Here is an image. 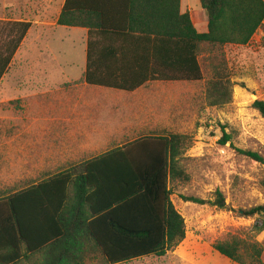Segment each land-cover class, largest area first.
Masks as SVG:
<instances>
[{"label":"rangeland","instance_id":"374dc122","mask_svg":"<svg viewBox=\"0 0 264 264\" xmlns=\"http://www.w3.org/2000/svg\"><path fill=\"white\" fill-rule=\"evenodd\" d=\"M60 3L0 0V67L23 30L18 23L31 24L0 80V188L42 180L47 170H59L51 165L87 148L102 154L154 133L179 135L184 147L177 165L189 179L170 188L185 219L186 239L164 257L124 264H236L213 248L232 237L264 248V231L256 229L264 216L242 215L264 206V165L240 152L264 157V119L253 107L264 101V27L245 47L208 54L202 81H157L130 94L87 83L68 86L85 71L89 36L55 25ZM182 9L193 11L196 20L204 17L196 27L208 32L200 0H183ZM214 81L231 94L230 102L212 104L208 87ZM217 192L228 209L183 200L214 202Z\"/></svg>","mask_w":264,"mask_h":264},{"label":"trees","instance_id":"16d2710c","mask_svg":"<svg viewBox=\"0 0 264 264\" xmlns=\"http://www.w3.org/2000/svg\"><path fill=\"white\" fill-rule=\"evenodd\" d=\"M181 2L65 0L57 24L87 29L89 36L86 72L68 86L87 83L133 92L148 82H200L208 54L245 47L264 27V0H200L207 33L198 32ZM20 26L0 80L31 24ZM210 85L213 105L230 102L221 81ZM253 107L264 119V101ZM183 147L179 135L148 136L37 185L0 191V264H124L166 256L186 239L185 219L170 188L180 178L189 179L177 165ZM240 152L264 165L259 153ZM183 200L228 209L221 192L214 202ZM242 215L264 216V206ZM256 229L264 231V222ZM213 248L236 264H264V248L257 242L232 237Z\"/></svg>","mask_w":264,"mask_h":264},{"label":"crops","instance_id":"0c3cea01","mask_svg":"<svg viewBox=\"0 0 264 264\" xmlns=\"http://www.w3.org/2000/svg\"><path fill=\"white\" fill-rule=\"evenodd\" d=\"M183 1V0H182ZM64 4H65V0H62V3H60L59 5H58V7H60V9H59V11H58V13H57V16H56V20H55V25H57V26H59L58 24H57V21H58V18H59V16H60V14H61V12H62V9H63V6H64ZM61 5V6H60ZM181 8H182V2H181ZM189 12L190 13V15H191V18H192V21H193V24H194V26L196 27V23L197 22H203L204 20H205V18L204 17H202L201 15H199V20H196L195 19V17H194V12L193 11H191V10H186V11H184L183 9H182V12ZM207 22H208V18H207ZM21 23H29V22H24V21H21ZM21 23H18V24H21ZM31 27V26H30ZM62 27V26H61ZM67 28V27H66ZM69 28V27H68ZM30 29V28H29ZM72 29H75V30H80V31H74V32H81L82 34L84 33V32H88V30L87 29H84V28H72ZM196 29L198 30V28L196 27ZM29 31V30H28ZM27 31V32H28ZM198 32H200L199 30H198ZM200 33H202V32H200ZM27 34V33H26ZM86 69H87V47H86V66H85V71L83 72V75L81 76V78L84 76V74H85V72H86ZM149 83H153V82H148L147 84H149ZM147 84H145V85H143V86H141L140 88H138L137 90H135V91H133V92H127V91H123V92H127V93H136L137 91H139L140 89H142L143 87H145V86H147ZM80 85H82V84H80ZM87 85H89V84H87ZM89 86H93V85H89ZM94 87H99V88H106V89H113V88H107V87H102V86H94ZM113 90H118V89H113ZM118 91H122V90H118ZM157 134V133H156ZM156 134L154 133V134H152V135H149V136H156ZM129 143V142H128ZM128 143H126V144H128ZM126 144H124V145H121V146H119V147H115V148H112V149H110V150H108V151H106V152H104V153H102V154H97V152L99 151V150H95V149H93V147H91V148H87V149H84V152H83V150L82 151H80V152H78V155H76L73 159H71L69 162L68 161H57V163L56 164H58L57 166L56 165H51L52 167H50V168H52V169H59L57 172H55V173H51V172H49L48 170L46 171V172H44L43 173V177H42V180H39V181H37V182H33V183H31V184H29V185H27V186H23V187H21L20 189H15V188H7V189H2V188H0V191H5V192H11L12 191V193H14V192H17V191H19V190H21V189H24V188H28V187H31V186H34V185H37V184H39V183H41V182H43V181H45V180H47V179H49V178H51V177H53V176H56V175H59V174H61V173H64L65 171H67V170H69L70 168H79L80 166H82L83 164H85V163H87L88 161H91V160H93V159H95V158H97V157H99V156H102V155H104V154H106V153H108V152H110L111 150H114V149H117V148H121V147H123V146H125ZM81 173H83L84 174V171H81Z\"/></svg>","mask_w":264,"mask_h":264}]
</instances>
